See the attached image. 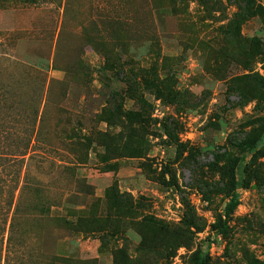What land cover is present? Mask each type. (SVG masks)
I'll use <instances>...</instances> for the list:
<instances>
[{"label":"rangeland","instance_id":"rangeland-1","mask_svg":"<svg viewBox=\"0 0 264 264\" xmlns=\"http://www.w3.org/2000/svg\"><path fill=\"white\" fill-rule=\"evenodd\" d=\"M2 91L42 117L8 264H264V0H0Z\"/></svg>","mask_w":264,"mask_h":264},{"label":"trees","instance_id":"trees-1","mask_svg":"<svg viewBox=\"0 0 264 264\" xmlns=\"http://www.w3.org/2000/svg\"><path fill=\"white\" fill-rule=\"evenodd\" d=\"M3 90V89H2ZM6 91L0 94V130L8 127L10 118L14 116L13 111L16 108V101L8 98ZM30 115H25L24 128L21 132L10 134L9 131L0 132V253L4 251L5 235L8 233L5 250V261H10L12 246V236L16 231V224L21 214L30 215L34 212L41 201L36 204L24 203V193L27 189H33L36 200L40 198L39 183L32 186L28 183L30 178V167L35 157H39L35 147L36 139L40 134L38 124L42 123V117L39 119L38 112L35 109L30 111ZM21 117V115H19ZM20 122V121H19ZM5 132V133H4ZM3 139V140H2ZM14 139H17L14 141ZM69 141L74 145L78 140V135L74 133L69 137ZM41 157V156H40ZM233 195L230 203L225 210L228 219L232 208L238 203V196L235 189L237 184L235 180L231 181ZM26 204V205H25ZM227 227V220L223 223V228ZM196 264H208L209 257L201 252L196 254ZM46 264H68L72 262L69 258L61 257L55 252H50L46 258Z\"/></svg>","mask_w":264,"mask_h":264}]
</instances>
